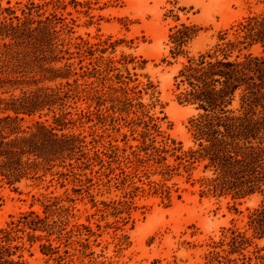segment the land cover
Wrapping results in <instances>:
<instances>
[{"label":"rangeland","instance_id":"374dc122","mask_svg":"<svg viewBox=\"0 0 264 264\" xmlns=\"http://www.w3.org/2000/svg\"><path fill=\"white\" fill-rule=\"evenodd\" d=\"M8 7L21 17L23 11L51 17L63 47L74 52L68 61L88 71L80 88L87 81L92 90L72 91L66 99L75 120L59 132L84 139L73 171L39 170L14 184L0 180V228L33 212L46 218L58 246L52 256L45 254L47 237L30 242L20 232L25 243L13 258L26 264H261L256 250L264 239L252 235L248 221L264 196L207 191L203 178L212 171L183 156L197 147L190 119L199 110L179 99L176 75L220 33L232 36L264 2L0 0L1 18L9 16ZM183 24L198 33L175 54L170 35ZM81 109L87 114L77 115ZM37 120L56 125L47 108L20 124L27 128ZM232 231L244 232L251 243L230 253V261L213 260V246Z\"/></svg>","mask_w":264,"mask_h":264},{"label":"trees","instance_id":"16d2710c","mask_svg":"<svg viewBox=\"0 0 264 264\" xmlns=\"http://www.w3.org/2000/svg\"><path fill=\"white\" fill-rule=\"evenodd\" d=\"M6 10L9 16L0 17V180L14 184L39 170L73 171L78 166L73 159L80 158L77 155L84 139L59 130L75 120L65 107L72 91H92L87 81L80 88L79 78L88 71L83 66L80 71L68 61L74 52L63 47L61 29L51 17L36 18L30 11H23L21 17L10 7ZM197 33L195 25L177 28L170 35L173 52L184 53ZM176 79L178 88L182 87L179 99L199 110L190 119L197 147L183 156L203 162L204 169L212 171L203 178L207 191L235 198L256 193L264 196V8L240 22L232 36L224 31L213 46L189 57ZM46 81L55 84H41ZM16 88L19 94L14 93ZM45 108L53 112L56 125L37 120L27 128L21 126L25 115ZM76 114L87 112L81 109ZM33 214L23 213L17 221L0 228V264H26L13 258L24 246L23 234L30 242L47 237L49 242L41 244L45 254L52 256L58 251L49 237L46 218ZM248 227L256 239H264V200L249 216ZM246 243L251 240L244 232L232 231L227 239L216 242L209 254L213 260L230 261L229 254ZM256 251L264 264V245ZM207 264L215 263L210 260Z\"/></svg>","mask_w":264,"mask_h":264}]
</instances>
